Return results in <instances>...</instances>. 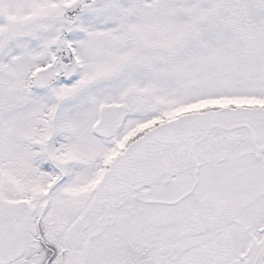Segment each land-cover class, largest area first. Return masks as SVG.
Listing matches in <instances>:
<instances>
[{
	"label": "snow or ice",
	"instance_id": "6c2138e0",
	"mask_svg": "<svg viewBox=\"0 0 264 264\" xmlns=\"http://www.w3.org/2000/svg\"><path fill=\"white\" fill-rule=\"evenodd\" d=\"M0 264H264V0H0Z\"/></svg>",
	"mask_w": 264,
	"mask_h": 264
}]
</instances>
